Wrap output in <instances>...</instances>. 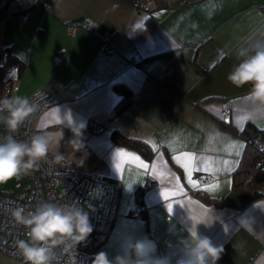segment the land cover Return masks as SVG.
<instances>
[{"label":"crops","instance_id":"0c3cea01","mask_svg":"<svg viewBox=\"0 0 264 264\" xmlns=\"http://www.w3.org/2000/svg\"><path fill=\"white\" fill-rule=\"evenodd\" d=\"M140 2L49 0L47 9L0 15V64L5 51L22 63L5 72L8 96L50 94L33 127L53 107L62 119L69 115L82 123L84 149L71 164L99 167L115 186L110 220L88 264L100 251L113 260L126 243L142 239L155 245L153 259L176 264L191 227L186 211L194 222L213 219L196 228L223 248L217 264H252L264 251V179L258 184L262 194L248 198L231 189V172L246 143L245 123L264 128V119L249 118L248 86L236 88L226 76L239 47L264 39V0ZM70 21L78 23L72 31ZM117 84L129 98L114 111L122 96ZM92 124L101 130L90 131ZM113 129L144 141L149 158L113 140ZM70 138L65 128L61 153L70 151ZM256 140L264 153V133ZM118 152L125 155L118 158ZM185 152L200 169L191 181L181 166ZM196 189L215 200H204ZM0 264L22 260L0 251Z\"/></svg>","mask_w":264,"mask_h":264},{"label":"clouds","instance_id":"9594fccd","mask_svg":"<svg viewBox=\"0 0 264 264\" xmlns=\"http://www.w3.org/2000/svg\"><path fill=\"white\" fill-rule=\"evenodd\" d=\"M235 56L237 63L226 76L228 82L241 88L248 86L246 100L248 116L264 119V39L239 47ZM37 111V104L27 96L12 95L0 98V125L6 135H0V184L20 179L42 163L66 166L76 161L75 153L84 149L82 142L84 125L74 123L69 115L61 118L59 109L53 107L42 117L43 122L34 125L27 140H18L15 133ZM71 132L67 141L70 151H59L64 140V129ZM82 164L80 161L78 166ZM264 210V207H260ZM15 224L26 230V239L16 241V249L22 264H76V246L85 242L92 227L87 211L75 202L57 204L41 201L31 209L17 205L7 209ZM191 222L188 237L182 241L183 249L176 264H217L223 248L213 246L211 241L198 235V224H210L205 220ZM247 230L253 231L249 225ZM235 250L240 251L239 247ZM123 255L109 260L104 251L95 254L92 264H166V260L153 259L155 245L147 240L129 242L123 246ZM241 255H247L241 251ZM252 264H264V251L252 258Z\"/></svg>","mask_w":264,"mask_h":264},{"label":"built area","instance_id":"2783aa9c","mask_svg":"<svg viewBox=\"0 0 264 264\" xmlns=\"http://www.w3.org/2000/svg\"><path fill=\"white\" fill-rule=\"evenodd\" d=\"M130 2L136 7L141 4L140 0ZM35 6L47 9L49 0H0V15L23 16ZM66 25L67 30L72 31L78 23L70 21L66 22ZM9 84L6 78L0 83V98L8 96ZM28 97L36 102L37 110L52 100L50 94L44 90H37ZM36 112L15 133L18 140H27L34 131L32 121ZM100 130V125L90 126L92 132ZM6 134L4 126L0 125V135ZM254 144L263 153L260 142L256 140ZM104 176L99 167L83 170L72 164L61 167L42 163L38 169L32 170L21 179H16L14 189H0V251L22 260L16 249V241L26 239V230L23 226L15 224L7 211L17 205L31 209L41 201L57 204L75 202L87 211L92 231L103 229L112 214L116 191L115 186L105 180ZM75 260L76 264L89 262V252L80 244L75 249Z\"/></svg>","mask_w":264,"mask_h":264},{"label":"trees","instance_id":"16d2710c","mask_svg":"<svg viewBox=\"0 0 264 264\" xmlns=\"http://www.w3.org/2000/svg\"><path fill=\"white\" fill-rule=\"evenodd\" d=\"M12 66H14L18 71L20 70L22 63L17 56L8 51H5L3 53L2 63L0 64V83H2L6 78V70ZM117 89L122 92V96L114 104V111L120 109L129 98V90L125 86L117 84ZM242 132L244 134L243 136L246 139V143L240 154L236 167L231 172L230 186L232 190L248 198H256L262 194V192L258 188V184L264 179V165L262 164L263 153L257 149L254 141H256V139H259V136L264 133V128H257L251 122H248L245 123ZM110 135L113 140L131 146L132 148L137 150L143 157L149 158L151 149L141 139L129 136L116 129L111 130ZM142 188L143 187L139 185L135 189V197L137 200H139V191H141ZM195 193L204 200H215L214 197L207 195L201 190L196 189ZM134 211L135 208L134 210H129V212L131 213ZM138 211L141 212L142 208L138 209ZM108 222L103 229L92 231L87 237L86 241L80 243V246L90 252V250L99 242L100 238L105 233Z\"/></svg>","mask_w":264,"mask_h":264},{"label":"snow or ice","instance_id":"6c2138e0","mask_svg":"<svg viewBox=\"0 0 264 264\" xmlns=\"http://www.w3.org/2000/svg\"><path fill=\"white\" fill-rule=\"evenodd\" d=\"M124 155L125 154L122 153V152H118L117 153V157L118 158H122ZM183 158L187 161V164H184V165H181V166L185 168L186 174H187L189 180L191 181V179H192V173L194 171H199L200 170L198 167L195 166L196 157H194L190 153L185 152V153H183ZM180 160H181V157H179V156L176 157L177 163H179ZM116 168H117V170H119L120 165L117 164L116 165ZM172 208H173V206L172 205H169V210H172Z\"/></svg>","mask_w":264,"mask_h":264},{"label":"rangeland","instance_id":"374dc122","mask_svg":"<svg viewBox=\"0 0 264 264\" xmlns=\"http://www.w3.org/2000/svg\"><path fill=\"white\" fill-rule=\"evenodd\" d=\"M15 181H16V179H13V180H10L9 182L5 183V184H0V189H2V190L14 189Z\"/></svg>","mask_w":264,"mask_h":264}]
</instances>
